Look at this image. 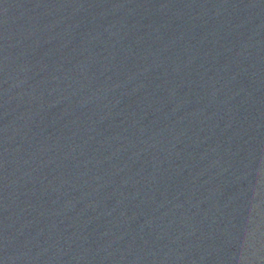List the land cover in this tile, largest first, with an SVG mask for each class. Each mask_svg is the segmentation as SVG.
Instances as JSON below:
<instances>
[{
	"label": "water",
	"instance_id": "obj_1",
	"mask_svg": "<svg viewBox=\"0 0 264 264\" xmlns=\"http://www.w3.org/2000/svg\"><path fill=\"white\" fill-rule=\"evenodd\" d=\"M0 264H264V0H0Z\"/></svg>",
	"mask_w": 264,
	"mask_h": 264
}]
</instances>
